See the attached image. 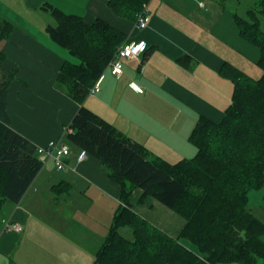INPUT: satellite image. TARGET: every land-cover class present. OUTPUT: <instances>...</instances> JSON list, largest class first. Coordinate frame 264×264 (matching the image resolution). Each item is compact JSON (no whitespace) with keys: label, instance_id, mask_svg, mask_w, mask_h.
Masks as SVG:
<instances>
[{"label":"crops","instance_id":"obj_1","mask_svg":"<svg viewBox=\"0 0 264 264\" xmlns=\"http://www.w3.org/2000/svg\"><path fill=\"white\" fill-rule=\"evenodd\" d=\"M108 1L0 0V20L13 26L0 38V74H14L7 91L12 127L44 145L63 134L80 107L57 87L63 62L75 59L48 36V11L41 6L50 2L88 23L102 18L126 39L147 43V51L126 60L120 77L106 70L100 91L89 93L84 104L152 155L172 163L194 156L189 137L198 118L220 121L232 101L233 82L220 69L227 62L259 78V47L241 36L223 0H150V22L141 30ZM185 55L187 65L178 61ZM70 147L63 169L48 161L20 201H6L0 209V264H94L120 205L121 187L97 157L79 161L81 149ZM132 193L134 211L170 236L180 235L184 217L152 196L140 200L139 188ZM249 207L264 221V186L251 189ZM5 219L22 229L5 228Z\"/></svg>","mask_w":264,"mask_h":264},{"label":"trees","instance_id":"obj_2","mask_svg":"<svg viewBox=\"0 0 264 264\" xmlns=\"http://www.w3.org/2000/svg\"><path fill=\"white\" fill-rule=\"evenodd\" d=\"M149 1L108 3L118 15L135 21ZM41 8L55 20L46 27L49 36L79 59L63 62L57 79V87L80 103L65 139L97 157L121 187L120 205L94 264H264V221L249 207L251 189L264 186V0H257L245 16L234 15L241 36L260 49L262 75L254 78L223 64L220 72L234 86L232 101L220 121L198 118L189 137L195 155L175 163L152 155L83 102L126 34L102 18L88 23L50 2ZM9 23L0 20V38L12 31ZM3 58L0 52V64ZM178 61L188 64L186 55ZM13 76L1 72L0 209L6 201L19 202L44 166L37 145L11 125L7 91ZM136 188L142 190L140 200L152 196L185 218L177 238L133 210Z\"/></svg>","mask_w":264,"mask_h":264},{"label":"built area","instance_id":"obj_3","mask_svg":"<svg viewBox=\"0 0 264 264\" xmlns=\"http://www.w3.org/2000/svg\"><path fill=\"white\" fill-rule=\"evenodd\" d=\"M148 4L149 2L143 5V9L137 14L135 19V26L138 30L146 28L150 22L151 15L147 6ZM146 45L147 43L145 40L127 38L120 46H118L117 51L106 68H109L110 72L117 78L120 77L123 73V59L140 56L146 51ZM104 75L105 71L100 74L97 83L92 86L89 93L95 94L100 91ZM137 88L140 90L139 87ZM67 128H65L66 130H64L59 138L51 139L46 144L37 146L38 157L44 164L48 161H53L57 169H63L66 166V158L71 153L70 144L65 140L66 132L68 130ZM77 155V159L81 161L87 157L88 151L81 149ZM4 223V226L7 229L12 228L15 231H20L22 229V225L19 222H11L10 219H5Z\"/></svg>","mask_w":264,"mask_h":264},{"label":"rangeland","instance_id":"obj_4","mask_svg":"<svg viewBox=\"0 0 264 264\" xmlns=\"http://www.w3.org/2000/svg\"><path fill=\"white\" fill-rule=\"evenodd\" d=\"M224 2L223 3H225L226 4V6H227V8L230 10V11H232L233 12V14H239L240 16H245V14H246V12H247V10L250 8V7H253L255 4H256V1L257 0H223ZM72 11V10H71ZM45 12H47V11H45ZM69 12V11H68ZM73 12V11H72ZM48 14V16H49V21L48 22H46V23H54L55 22V20H54V18L52 17V15H51V13L50 12H48L47 13ZM261 28H263V30H264V17L262 16L261 17ZM49 34V33H48ZM49 36V35H48ZM49 37H51V36H49ZM57 44V43H56ZM57 45H59V44H57ZM64 49V48H63ZM65 50H67V49H65ZM75 60L73 61V62H79V59L77 58V57H73ZM127 59H129V58H124L123 59V66H124V64H125V62H126V60ZM106 70H109V68H106L105 69V71ZM0 80H1V74H0ZM50 162H52V161H50ZM57 194V193H56ZM88 194V193H87ZM55 195V194H54ZM101 200H99V201H97V206L98 207H100V205L102 204V202H100ZM49 207H50V205H49ZM89 251H90V245H87V247H86Z\"/></svg>","mask_w":264,"mask_h":264},{"label":"bare ground","instance_id":"obj_5","mask_svg":"<svg viewBox=\"0 0 264 264\" xmlns=\"http://www.w3.org/2000/svg\"><path fill=\"white\" fill-rule=\"evenodd\" d=\"M98 80V79H97ZM97 83V81L94 83V85Z\"/></svg>","mask_w":264,"mask_h":264}]
</instances>
